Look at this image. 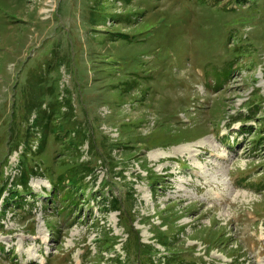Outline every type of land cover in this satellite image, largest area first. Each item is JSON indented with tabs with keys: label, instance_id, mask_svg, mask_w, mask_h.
Wrapping results in <instances>:
<instances>
[{
	"label": "rangeland",
	"instance_id": "1",
	"mask_svg": "<svg viewBox=\"0 0 264 264\" xmlns=\"http://www.w3.org/2000/svg\"><path fill=\"white\" fill-rule=\"evenodd\" d=\"M109 5L123 16L92 24L91 0H0V188L11 186L24 157L40 172L30 182L35 197L24 195L34 206L0 212V264H112L116 255L126 262L120 212L104 204L130 187L123 221L156 247V262L171 249L196 264H264V0ZM238 57L239 71L225 86L206 76ZM129 67L153 79L123 96ZM68 98L97 144L115 143L112 158L100 148L102 159L93 161L89 139L77 157L53 137L35 154L46 122L57 128L71 107ZM253 102L260 105L247 119ZM247 127L252 133L243 134ZM68 129V142H76L78 127ZM251 135L263 140L251 142ZM77 161L91 162L95 172L84 182L85 203L68 209L51 179ZM99 226L118 237L114 250L97 251ZM177 230L167 249L161 231L165 239Z\"/></svg>",
	"mask_w": 264,
	"mask_h": 264
},
{
	"label": "trees",
	"instance_id": "2",
	"mask_svg": "<svg viewBox=\"0 0 264 264\" xmlns=\"http://www.w3.org/2000/svg\"><path fill=\"white\" fill-rule=\"evenodd\" d=\"M93 3L92 8L88 12V20L92 24H97L99 22H102L103 24L107 23L108 20L112 21H118L123 15L122 14H116L113 9V7L109 4L113 0H91ZM111 1V2H110ZM131 1V0H127ZM193 1V0H192ZM195 1V0H194ZM199 3H202L203 0H196ZM206 1V0H205ZM90 2V1H89ZM220 4V2L218 3ZM223 6L225 4H222ZM221 7V6H220ZM106 31V30H105ZM109 35H116V33L119 34V38H122L126 41H136L137 38L132 39V35L128 33H124L122 31H107ZM96 36H100V32H92ZM105 37H107V35ZM108 38V37H107ZM131 43V42H130ZM104 43H101L100 45H103ZM126 57V56H125ZM124 56H119L121 61L125 59ZM241 57V56H240ZM135 55L132 56L129 59L128 65L132 62L135 61ZM127 59V57H126ZM104 67L108 66V60L104 59ZM239 60V57L237 59H231L229 61H226L225 65L227 66L226 69L223 72H219V75H213V72L216 70H219V68L215 67L212 68L210 71H206V76L209 79H213L214 85H217V87H223L225 86L232 74L236 71L239 70H234L236 66V61ZM118 61V60H115ZM126 61V60H125ZM135 67H142V66H135ZM135 67H129L127 68V71H129L128 77L120 82L119 87H121V90L123 92V96H125L126 92H132L138 87H141L142 83H140L141 80H146L147 82L149 80H152L153 78H146L143 76H138L136 73H138V69L133 72ZM233 67V68H231ZM106 69V68H104ZM212 71V72H211ZM104 72V70H103ZM212 76V78H211ZM208 80V79H207ZM152 89L153 84H149ZM151 89L146 88V93H149ZM49 93V91H47ZM253 93V92H252ZM143 94V93H142ZM257 95V94H256ZM143 97L145 98V94H143ZM124 98H120V102L123 101ZM68 102L71 103V98H68ZM264 102V99H263ZM260 105L259 102H253L252 105L249 108V114H251L247 119L255 118L254 116L256 115V107ZM74 111L75 109L72 106L68 108V111L64 112V117L61 118L60 125L54 129L53 126L50 125V121L46 122L45 127H44V134L41 135V139H39V145H38V150L36 151V155L43 153V151L47 148L46 145L48 143V140L53 137V140L55 141L56 139L60 140L58 142L61 143V145L68 151H71V153L75 156L78 157L80 155V147L81 144L84 142V140L89 139L90 140V149L89 152L93 156V161L96 162L99 159H102L100 155V148H102L103 153L106 155L109 153L111 156V151L112 149L115 148V143H110L109 145H100L97 144L95 141V134L91 129H87V122L86 120L81 121V120H76L74 117ZM52 113V112H51ZM52 115V114H51ZM51 115H49V118H51ZM85 118V116L83 117ZM237 121L238 119L235 118ZM264 118H262L260 125L261 131H259V134L262 133L264 134ZM263 123V124H262ZM68 125H76L78 127V132L76 134L78 139L76 142H68L67 135L64 134L65 132L70 131L68 129ZM59 129V130H58ZM243 134L245 133H252V127H247L244 128ZM87 132V134H86ZM241 133V132H240ZM91 134V136H90ZM261 136L258 140H254V136H250V141L254 142L256 144H259L263 138ZM104 138V137H102ZM30 139V137H29ZM48 139V140H47ZM253 139V140H251ZM28 140V139H27ZM62 141L64 143H62ZM121 143V142H118ZM122 145V144H121ZM133 147V146H130ZM94 153L96 156H94ZM112 158V156H111ZM72 166L68 167L67 170L62 172V174L58 175V177L54 180L51 179V186L54 189V194L61 193L59 197V202L63 204L65 208L72 209L73 206H80L81 204L85 203L84 200L81 199V194L84 193L86 194V191L88 188L86 187L85 180L90 177V179L93 178L95 168L91 165V162H75L73 164H70ZM19 174L18 176H15L12 182L10 183L11 186L9 187V184H6V187L2 186L0 188V203H1V209L0 212L2 215L4 214L7 209L10 207H15L19 209H23L25 205L28 206H34V204H29L27 203L26 199L24 198V195L29 194V196H34V194L31 191V179L33 177H36L39 175V168L37 166H32L29 167V165L26 163V158L24 157L23 160L19 164ZM144 170V169H143ZM148 172V171H147ZM148 175V173H147ZM120 178V181L127 180L125 176L122 174V172L118 176ZM165 176L159 177L161 179H164ZM117 178V177H116ZM157 178V179H158ZM254 186L250 187H257L256 185H259V183L251 181L250 182ZM102 184V185H101ZM102 190L109 187L111 185L110 180H106L101 182ZM131 190L127 192L126 196H131L133 197L135 188L130 187ZM133 188V189H132ZM6 189L8 191V195H10L9 198H7ZM35 197V196H34ZM123 196H114L112 195L111 198L107 201H105V210L107 209L113 210V211H119L120 212V217H119V226L120 228H123L124 232L128 234L126 242L123 244L122 249L126 253V262H123L118 255L116 257H113L109 259L112 264H196L194 261H188L186 260L182 255L181 252L179 251H174V250H169L168 248L171 247V244L174 242L175 237H178L179 233L178 230L174 232L173 236L168 235L165 239V233L161 231L160 234V243L162 245H165L168 249V255H164L162 258H159L157 262L155 261L154 257L157 252L156 247L153 246L152 244H144L140 241V238L138 237V231L134 230V228L131 225H126L123 220H126V209H125V204L123 203V199L125 198ZM68 201V202H67ZM66 202V203H64ZM11 203V204H10ZM63 207V208H64ZM64 208V212L66 211ZM59 213H62L61 209H59ZM104 213V212H102ZM131 213H127V217L131 218ZM93 220L92 224L96 222L95 217L91 218ZM100 231L98 232V238H96V243H98L99 247H97V251L99 253H104V252H110L114 250L115 245L117 244V236H114L112 231L107 230L106 232L103 233L104 227L99 226ZM59 231V230H57ZM134 239V240H132ZM102 245V246H101ZM3 249V248H1ZM86 253L88 255H91L93 253L92 249L87 248ZM15 255V253L13 254ZM14 257V256H13ZM85 261H82V264ZM86 263V262H85Z\"/></svg>",
	"mask_w": 264,
	"mask_h": 264
}]
</instances>
